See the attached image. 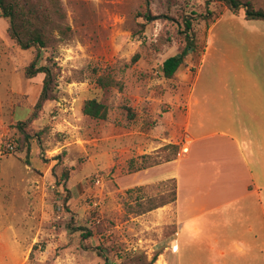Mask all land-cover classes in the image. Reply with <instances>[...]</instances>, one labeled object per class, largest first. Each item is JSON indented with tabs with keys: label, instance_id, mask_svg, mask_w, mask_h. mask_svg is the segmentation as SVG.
Masks as SVG:
<instances>
[{
	"label": "rangeland",
	"instance_id": "obj_1",
	"mask_svg": "<svg viewBox=\"0 0 264 264\" xmlns=\"http://www.w3.org/2000/svg\"><path fill=\"white\" fill-rule=\"evenodd\" d=\"M61 1L66 18H55L43 61L53 57L58 99L30 124V154L15 153L16 125L32 116L45 76L27 77L35 50L17 46L0 17V264L149 263L153 231L140 243L137 218L171 203L175 183L144 186L138 175L181 153L171 142L185 133L187 75L214 88L224 78L264 81V22L218 0ZM209 13L221 17L207 37ZM186 15L198 48L167 80L164 61L187 43ZM100 77L113 85L101 89ZM93 98L108 107L106 121L83 114Z\"/></svg>",
	"mask_w": 264,
	"mask_h": 264
},
{
	"label": "crops",
	"instance_id": "obj_2",
	"mask_svg": "<svg viewBox=\"0 0 264 264\" xmlns=\"http://www.w3.org/2000/svg\"><path fill=\"white\" fill-rule=\"evenodd\" d=\"M185 79L181 153L137 179L173 181L175 197L137 218L139 242L153 231L155 264H264V81Z\"/></svg>",
	"mask_w": 264,
	"mask_h": 264
},
{
	"label": "trees",
	"instance_id": "obj_3",
	"mask_svg": "<svg viewBox=\"0 0 264 264\" xmlns=\"http://www.w3.org/2000/svg\"><path fill=\"white\" fill-rule=\"evenodd\" d=\"M152 0H146L148 4ZM225 4L228 11L234 15H240L244 12L245 19L248 21H263L264 22V8H258L257 5L251 0H218ZM213 15L210 19H205L207 25L206 36L208 37L209 29L221 17V14L209 13ZM0 17L7 20L9 23L8 35L10 39L19 46L22 50H35V56L27 68V77L33 79L39 74L45 76L43 80L42 91L34 106V112L30 119L24 123L16 125V130L19 136L15 139V153L17 154H30L33 137L29 131L30 124L37 119L38 114L43 110L47 102H54L58 99V85L56 75L54 74L55 63L53 57L50 56L46 59V65H43L44 53L52 48V32L55 23V18L64 20L66 13L64 11L61 0H0ZM143 18L148 22L155 17L150 11L143 15ZM186 28V45L184 49L177 55L166 59L163 63V76L165 79H172L181 67L186 65L187 57L190 51L197 50V43L190 35L192 32V18L184 17ZM206 46L203 51L199 52L203 58ZM97 85L101 89H107L113 85V81L108 77H100ZM83 114L96 120L106 121L108 119V107L99 99L93 98L87 101L83 108ZM166 147V148H170ZM175 147V146H174ZM175 155L178 154V147H175ZM8 154H12L8 151ZM28 164V163H27ZM84 229H74L79 231ZM91 236V233L85 235ZM103 257L102 255H100ZM105 264H113L107 259ZM142 261V259H139ZM156 257L149 263L139 262L136 264H154Z\"/></svg>",
	"mask_w": 264,
	"mask_h": 264
},
{
	"label": "built area",
	"instance_id": "obj_4",
	"mask_svg": "<svg viewBox=\"0 0 264 264\" xmlns=\"http://www.w3.org/2000/svg\"><path fill=\"white\" fill-rule=\"evenodd\" d=\"M174 249H176V248L174 247Z\"/></svg>",
	"mask_w": 264,
	"mask_h": 264
}]
</instances>
